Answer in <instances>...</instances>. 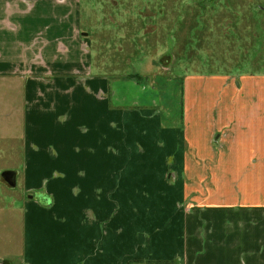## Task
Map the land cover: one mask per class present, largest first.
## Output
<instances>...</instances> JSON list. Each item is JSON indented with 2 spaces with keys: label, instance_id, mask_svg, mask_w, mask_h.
<instances>
[{
  "label": "crops",
  "instance_id": "crops-1",
  "mask_svg": "<svg viewBox=\"0 0 264 264\" xmlns=\"http://www.w3.org/2000/svg\"><path fill=\"white\" fill-rule=\"evenodd\" d=\"M82 14L81 0H0V76L24 83L26 186L47 194L25 204L23 264H264L256 83L236 91L239 143L229 105L199 103L216 76L184 74L186 128L165 127L140 55L101 57Z\"/></svg>",
  "mask_w": 264,
  "mask_h": 264
},
{
  "label": "rangeland",
  "instance_id": "rangeland-1",
  "mask_svg": "<svg viewBox=\"0 0 264 264\" xmlns=\"http://www.w3.org/2000/svg\"><path fill=\"white\" fill-rule=\"evenodd\" d=\"M81 1L82 31L101 57L117 58L118 52L140 55L134 67L141 75L151 74L150 83H156L158 88L154 87L161 93L162 125L181 131L186 128L184 74L216 76L218 80L209 84L202 95L201 90L197 91L199 103L207 98L210 104L229 105L227 131L239 143L237 88L256 83L257 95L262 94L264 102V0ZM181 68L186 70L182 72ZM11 81L14 83L0 76V264H23L20 234L25 204L47 194L26 186L24 83ZM223 85L231 87L230 98L223 96ZM221 130L215 127L216 135L227 132ZM233 146L235 150L239 147L237 143ZM217 149H228L223 139ZM172 164L177 167L174 160ZM7 170L17 173L15 187L1 177ZM177 177L182 175L171 170L166 179L175 183Z\"/></svg>",
  "mask_w": 264,
  "mask_h": 264
},
{
  "label": "water",
  "instance_id": "water-1",
  "mask_svg": "<svg viewBox=\"0 0 264 264\" xmlns=\"http://www.w3.org/2000/svg\"><path fill=\"white\" fill-rule=\"evenodd\" d=\"M1 177L11 186L15 187L17 185V173L14 171H4Z\"/></svg>",
  "mask_w": 264,
  "mask_h": 264
}]
</instances>
